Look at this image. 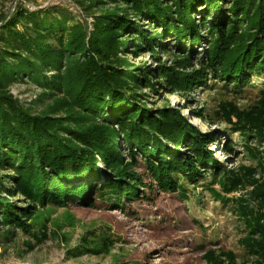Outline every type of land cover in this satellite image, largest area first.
<instances>
[{
    "label": "trees",
    "instance_id": "16d2710c",
    "mask_svg": "<svg viewBox=\"0 0 264 264\" xmlns=\"http://www.w3.org/2000/svg\"><path fill=\"white\" fill-rule=\"evenodd\" d=\"M79 4L90 13V26L70 23L64 11H30L20 4L6 21L8 14L0 18V227L5 228L1 237L8 239L18 228L34 244L42 243L44 234L32 233L35 227L29 224L35 209L78 201L93 206L90 194L97 182H101L97 196L113 207L145 198L140 188L154 187L144 186L135 172L139 163L155 188L171 193L182 190L178 177L195 184L212 169L211 186L217 185L220 193L214 188L210 192L236 206L245 234L237 240L241 257L218 249L206 250L203 260L264 264V88L249 111L225 104L219 115L243 138V150L256 160L255 168L227 170L207 149L213 137L198 133L180 109L168 105L153 111L146 102L148 93L157 95L159 90L187 95L196 85L205 86L208 76L235 94L250 86L252 75L264 76V0ZM197 9L200 14L195 18ZM165 36L177 41L174 49L180 52L170 54L160 44L162 53L171 55L169 65L160 62L154 49ZM186 39L190 50L180 49ZM203 40L207 49L194 70L192 61L198 56L194 47ZM126 51L131 57L149 51L157 69L130 64ZM24 80L40 89V108L25 107L10 94V86ZM44 100L50 102L45 105ZM249 140L259 146L248 145ZM169 144L175 150H169ZM121 145L127 147L129 161ZM232 149L229 143L222 151L228 155ZM240 191L245 194L233 199ZM16 197L28 206H16L12 202ZM97 239H101L97 244L83 240L73 252L98 254L110 245L102 234Z\"/></svg>",
    "mask_w": 264,
    "mask_h": 264
},
{
    "label": "rangeland",
    "instance_id": "374dc122",
    "mask_svg": "<svg viewBox=\"0 0 264 264\" xmlns=\"http://www.w3.org/2000/svg\"><path fill=\"white\" fill-rule=\"evenodd\" d=\"M14 2L15 0H0V18L11 12ZM79 3L81 0L18 2L30 11H64L72 20L70 23H86L90 26V13L84 12ZM204 7L205 4L201 3V8ZM92 13L98 15L101 11L94 10ZM199 14L197 9L193 16L198 18ZM142 24L146 26L144 20ZM159 31L157 28L156 32ZM201 34L203 37L206 35L205 31H201ZM161 43L166 45L165 48L170 50V54H180L179 49H174L177 41L173 37L165 36L154 43L160 62L169 65L171 55L162 53ZM191 47L186 39L180 49L190 50ZM206 49L204 40L194 47L198 54L192 61L194 70L199 69L197 60L204 56ZM130 54L131 51L124 54L130 64L147 67L149 70L157 69L158 63L149 51H141L137 57H131ZM207 79L205 86L196 85L187 95L163 94L160 90L159 95L148 93L147 108L154 111L169 105L180 109L183 118L198 133L213 137L214 142L208 144L207 149L227 170L240 166L255 168L256 160L243 150V138L234 133L219 115L220 107L225 104L232 105L240 112L252 109L258 101L259 91L264 88V76L252 75L250 86L238 94L233 93L231 87L225 88L224 83L219 80L215 81L210 76ZM9 91L23 106L40 108L41 104L37 101L40 89L28 81L11 85ZM43 102L46 105L50 101ZM229 143H233V149L227 155L222 148ZM247 144L255 148L259 146L252 140ZM121 146L125 161H129L127 147ZM167 146L169 150H175L172 145ZM180 151L187 152L185 148ZM262 165L264 166V159ZM135 172L141 175L144 186H153L154 189L140 188L145 198L140 197L134 202L124 200L123 205L113 207L97 196L96 190L101 184L97 182L90 194L93 206L78 201L37 207L29 219V224L35 227L32 233L39 231L44 234L42 243L34 244L32 237L18 228L13 230L11 237L4 239L1 231L5 228L1 226L0 264H206L202 258L203 253L218 249L232 251L241 257L243 250L238 246L237 240L244 236V226L235 215L236 206L233 203H222L210 192L209 189L214 188L220 193L217 185L211 186L212 169L207 170L204 177L198 178L195 184H191L185 177H178L182 190L177 193L162 192L155 188L150 177H145L142 163L138 164ZM244 194V191H240L232 196L236 199ZM12 202L18 207L28 206L21 197L14 198ZM98 234L108 237L107 242L110 244L101 249L100 253L77 255L73 252L75 248L82 247L83 240H92L94 244L100 242L101 239H97Z\"/></svg>",
    "mask_w": 264,
    "mask_h": 264
},
{
    "label": "water",
    "instance_id": "95a60500",
    "mask_svg": "<svg viewBox=\"0 0 264 264\" xmlns=\"http://www.w3.org/2000/svg\"><path fill=\"white\" fill-rule=\"evenodd\" d=\"M19 0H15L14 4H13V7L11 9V12L13 11V9L16 7V5L18 4ZM11 12L7 15V17L5 18L4 21H6V19L9 17V15L11 14Z\"/></svg>",
    "mask_w": 264,
    "mask_h": 264
}]
</instances>
